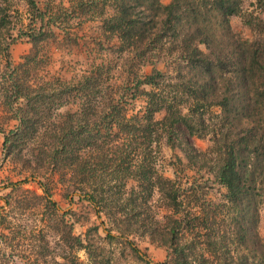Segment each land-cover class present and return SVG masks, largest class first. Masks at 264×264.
Wrapping results in <instances>:
<instances>
[{"label": "trees", "instance_id": "1", "mask_svg": "<svg viewBox=\"0 0 264 264\" xmlns=\"http://www.w3.org/2000/svg\"><path fill=\"white\" fill-rule=\"evenodd\" d=\"M21 1L28 9L30 25L44 21L37 0ZM106 1L115 10L104 21L119 41L114 46L118 54L133 52L136 58H144L143 66L165 53L174 64L165 72L154 67L150 73L134 74V82L124 84L122 88L133 83L134 99L143 98V107L128 115L125 92L109 84L99 66L31 91V58H35L41 40L32 42L33 50L15 67L10 64L6 44L4 69L10 71V79L5 100L23 102L14 111L17 126L4 138L7 154L21 152L33 142L36 153L30 157L37 168L48 170L57 183L81 193L80 200L92 205L97 219L103 213L110 219L120 214V227L115 230L111 226L104 229L105 221L100 224L109 243L116 239L112 231L118 230L120 237L135 231L168 248L163 264H195L198 258L202 261L197 264H225L226 255L241 261L237 264H264V241L255 231L264 208V25L255 40L231 32L229 18L240 12L241 0H171L167 5L161 0ZM14 13L18 11L11 8V0H0V26L9 23ZM52 19L49 16L48 20ZM197 45H204L207 53L202 54ZM94 99L103 109L91 107ZM159 113L164 116L157 120ZM191 138H208L207 152L197 153L188 141ZM162 140L170 149L182 148L187 161L193 158L189 164L194 168L200 158L201 167L209 163L211 179L225 190L214 211L197 212L194 204L198 198L190 200L181 191L182 185H187L196 195L200 186L195 178L190 182L182 171H175L174 179L160 173L157 160ZM39 185L43 197L30 191L21 193L35 202L44 201L55 212L52 189L42 182ZM11 186L16 195L19 184ZM220 208L226 210L220 212L226 215L227 225L211 232ZM113 221L115 218L108 223L113 225ZM67 231L64 241L72 249L86 250L92 264L111 263L109 255L97 259L100 250L90 240L72 237L70 227ZM183 231L191 232V241L181 239ZM251 231H255L254 239L249 236ZM26 232L18 230L17 239L20 236L26 242ZM41 232L35 236L38 248L44 244L41 248L48 250L50 242ZM0 237L6 246L7 234ZM248 238L253 240V250L247 247ZM127 243L140 258L139 250ZM197 246L210 256L200 250L196 253ZM18 257L23 264H30L27 258L31 257Z\"/></svg>", "mask_w": 264, "mask_h": 264}, {"label": "rangeland", "instance_id": "2", "mask_svg": "<svg viewBox=\"0 0 264 264\" xmlns=\"http://www.w3.org/2000/svg\"><path fill=\"white\" fill-rule=\"evenodd\" d=\"M170 1L161 0L164 5L169 4ZM37 3L45 14L43 22L36 21L30 25L25 3L21 0H11V8L16 9L18 14L14 13L9 18V23L0 26V212L3 213L0 217V234H7V245L4 246L0 243V264H23L24 262L18 257L19 254L31 257L27 258L30 259V264H92L90 261L92 257H88L86 250L72 249L64 241L65 233L69 227L72 237L87 238L98 247L100 250L96 256L98 260L109 255L110 264H145L142 261L163 264L167 261L169 250L159 241L151 239L148 234L144 235L134 231L124 234L125 237H120L122 234L116 230L111 233L116 239L109 243L105 239V233L100 224L105 221L107 225L104 229L111 226L115 230L116 226L120 227L117 224L120 214L114 217L113 225H110L108 221L112 222L114 218H107L104 213L101 215V219H97L92 205L87 201L80 200L81 193L74 191L73 188H68L67 185L64 186L61 181L57 183V177L50 178L48 170L37 168L30 157L31 154L36 153L33 149V142L21 152L7 154L3 145L4 138L17 126L18 121L14 117V111L23 102L19 100L16 103H8V100H5V88L10 79V71L4 69L6 65L4 50L8 44L10 64L15 67L22 63L24 57L33 50L32 42L41 40L35 58H31L33 69L28 77L33 92L47 82L54 83L57 79L70 80L72 76L86 74L94 66L101 67L103 74L110 79L109 84L117 85L121 87L120 92H125L128 115L135 114L143 107V98L134 99L135 89L131 87L133 83H130L127 88H122L125 86L124 84L129 80L134 82V74L150 73L154 67L165 72L171 68L170 65L174 62L170 58H166L163 53L156 57L160 59H155L153 64L150 62L141 66V61L144 58H136L133 52L130 54L125 51L118 54L114 46L118 45L119 41L115 35L112 36L108 32V26L104 21L112 17L115 10L106 0L91 2L86 0H37ZM49 16H52L53 19L48 20ZM229 25L231 32L243 39L255 40L258 38L262 34L264 25V0H241L240 12L229 18ZM29 34L33 37H29ZM197 48L202 54L207 53L204 45H197ZM125 49L128 50V48ZM142 89L150 90L147 86H143ZM98 102L96 99L92 100L91 107L98 110L103 109ZM101 104L105 106V103ZM212 111L218 112V109L212 108ZM163 116L164 113H159L155 118L160 120ZM181 131L184 133L183 129ZM39 134H43V129ZM188 141L192 143L197 153L207 152L208 138H191ZM159 151L157 164L164 177L174 179V172L182 171L183 174L191 178L190 182L195 178L194 181L200 186L196 195L186 189L187 185H182L183 189H181L188 194L190 200L198 198L194 204L197 207V212L200 209H204L206 212L214 211L216 205L220 206L225 190L211 179L213 171L209 169V163L201 167L203 158H200L198 159L199 164L195 165V168L190 166L189 161L193 158H189L187 161L182 148L170 149L165 140H162ZM207 179L208 181H206ZM39 182L52 189L51 200L56 205L55 212L44 201L42 203L35 202L32 198H24L27 194L21 193V190L30 191L38 196H45ZM186 182L184 179L183 183L186 184ZM12 184H19L20 191L16 195H14ZM155 199L158 197L156 196ZM6 201L9 202V205H6ZM155 205L160 206V203ZM222 210L226 211L225 208L217 209L218 216L212 225L211 232L217 229L218 231L223 230L227 225L226 215L220 212ZM6 212L7 214H5ZM157 212L160 215L164 214L162 209H158ZM159 214L157 219H160ZM5 222L7 223L5 224ZM2 226L4 227L2 228ZM251 227L254 228L253 225ZM18 230H21L22 233L27 231L26 242L22 241L20 236L17 239ZM40 230L42 231L40 236H44L43 239L50 242L48 250L41 248L44 244H40V248H38L35 236ZM255 231L259 239L264 241V208L258 214ZM255 231L254 233L251 231L249 234L253 239ZM179 236L185 241H191L192 238L191 232L186 231L180 233ZM0 241H3L2 237H0ZM252 241L250 238L247 240L246 244L249 250H253ZM127 242L132 243L133 247L139 250L140 258L135 256ZM199 250L205 257L210 256L207 251L197 246L195 252L198 253ZM249 253L252 252L249 251ZM224 258L226 259L225 264L241 263L240 260H230L227 255ZM199 261L202 259L198 258L195 264Z\"/></svg>", "mask_w": 264, "mask_h": 264}]
</instances>
